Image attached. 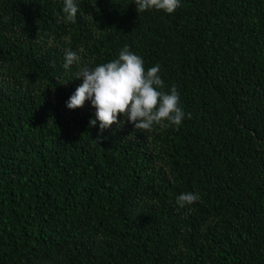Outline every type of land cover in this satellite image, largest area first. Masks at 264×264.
<instances>
[{
    "label": "trees",
    "instance_id": "trees-1",
    "mask_svg": "<svg viewBox=\"0 0 264 264\" xmlns=\"http://www.w3.org/2000/svg\"><path fill=\"white\" fill-rule=\"evenodd\" d=\"M76 3L73 24L63 0H0V264H264V0ZM125 45L185 119L98 141L65 49L95 67Z\"/></svg>",
    "mask_w": 264,
    "mask_h": 264
},
{
    "label": "clouds",
    "instance_id": "clouds-1",
    "mask_svg": "<svg viewBox=\"0 0 264 264\" xmlns=\"http://www.w3.org/2000/svg\"><path fill=\"white\" fill-rule=\"evenodd\" d=\"M181 0H134L137 13L145 11H162L173 14L180 7ZM79 7L76 0H63V19L76 23ZM47 35V34H45ZM69 39L70 37H65ZM37 43L40 35L37 32ZM52 41L49 40V46ZM81 52L83 49L80 50ZM63 67L67 70L74 64L79 70L76 79L82 78L75 92L66 102L69 110L83 108L87 101L95 109V118L90 120L91 127L99 122L98 141L105 130L112 125L119 126V117L143 133H151L156 126L179 128L185 119L180 104V93L173 85L165 91V83L160 76V65L144 67L141 56L131 52L127 45L119 51L117 59L101 63L95 67L81 66V56L76 51L65 49ZM191 118V114H187ZM200 199L198 194L185 192L180 194L176 203L179 208L193 205Z\"/></svg>",
    "mask_w": 264,
    "mask_h": 264
}]
</instances>
